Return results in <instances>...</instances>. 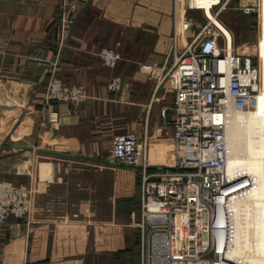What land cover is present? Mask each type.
Returning a JSON list of instances; mask_svg holds the SVG:
<instances>
[{
	"label": "crops",
	"instance_id": "crops-1",
	"mask_svg": "<svg viewBox=\"0 0 264 264\" xmlns=\"http://www.w3.org/2000/svg\"><path fill=\"white\" fill-rule=\"evenodd\" d=\"M193 1L206 9L213 0ZM60 2L0 0V179L31 194L30 214L0 227V264H93V252L102 256L97 264L108 253L116 264H136L140 173L114 163L110 143L134 133L157 168L173 151L171 115L158 114L171 104L172 90L157 89L149 107L154 82L137 71L172 62V0H85L70 9L59 42L53 26ZM193 34L176 38V56ZM101 49L119 55L113 69L100 65ZM51 76L83 86L88 99L44 107ZM114 76L129 87L125 99L106 89ZM262 117L248 124L255 120L253 144L264 152ZM263 207L255 221L256 251L264 254L260 217L257 224Z\"/></svg>",
	"mask_w": 264,
	"mask_h": 264
},
{
	"label": "built area",
	"instance_id": "built-area-1",
	"mask_svg": "<svg viewBox=\"0 0 264 264\" xmlns=\"http://www.w3.org/2000/svg\"><path fill=\"white\" fill-rule=\"evenodd\" d=\"M255 5L248 6V2ZM85 0H61L54 20L59 42L63 38L70 9ZM213 17L226 11L255 16L259 29L264 19V0H213ZM202 12L193 0H172L171 64H140L138 73L154 82L150 105L157 89L172 90V101L158 114L170 113L172 153L157 168L147 161V145L131 132L114 136L110 143L111 160L136 168L140 173L136 264H244L233 253V201L250 190V177L228 175L227 127L230 112L250 113L262 88L259 59L235 53L233 35L216 28L210 20L195 24L188 17ZM203 13V12H202ZM220 22V21H219ZM221 23V22H220ZM187 30L192 39L179 55L175 40ZM100 65L113 69L120 60L111 49L97 54ZM106 89L125 99L129 92L120 78H110ZM88 99L81 85H66L49 77L42 96L44 107L51 103L78 106ZM55 118H53V121ZM167 124V123H164ZM244 180L242 190H233ZM240 185V186H241ZM232 191V192H230ZM31 212V194L24 187L0 179V227L17 222Z\"/></svg>",
	"mask_w": 264,
	"mask_h": 264
},
{
	"label": "bare ground",
	"instance_id": "bare-ground-1",
	"mask_svg": "<svg viewBox=\"0 0 264 264\" xmlns=\"http://www.w3.org/2000/svg\"><path fill=\"white\" fill-rule=\"evenodd\" d=\"M195 4V2L193 1ZM196 7V5H195ZM201 11L209 12V15L206 19L210 20L211 23L221 30L223 33L230 36L227 29L216 20L209 8V5L206 9H198ZM258 57V54H257ZM259 59V57H258ZM260 61V59H259ZM260 64V63H259ZM261 99V90L259 97L257 98V104ZM257 106V105H256ZM263 109V108H261ZM260 109V110H261ZM257 107L250 113H236L230 112V120L227 127V141H228V164L226 171L228 175L235 174L240 177H250V173L256 174L258 171H261L259 168H255V165L258 163H264V161H257V158H262L264 152L252 144V149L249 150V157L244 153L246 147V136H247V127L248 120L250 117L257 116L261 113L256 112ZM259 111V110H258ZM243 140H241V139ZM234 160H243V162H236ZM260 160V159H259ZM246 164V165H245ZM250 173H249V170ZM244 183L242 179L241 182L236 184L234 187L238 186L233 190H242L246 185H241ZM241 185V186H240ZM250 190H248L245 195H242L240 198H237L233 201L230 206V212L234 215L233 221V242L234 249L233 253L240 256L244 261V264H264V255H259L256 251V221L255 213L256 207L258 205L264 206V199L262 198H252L255 194V188L253 184L250 185ZM232 192V191H230Z\"/></svg>",
	"mask_w": 264,
	"mask_h": 264
},
{
	"label": "rangeland",
	"instance_id": "rangeland-1",
	"mask_svg": "<svg viewBox=\"0 0 264 264\" xmlns=\"http://www.w3.org/2000/svg\"><path fill=\"white\" fill-rule=\"evenodd\" d=\"M255 4H256L255 1L248 2V6H253ZM203 13L205 14V16L203 15ZM203 13L202 12L193 13L194 14L193 20L195 21V24H204L206 22L207 20L206 18L208 17L209 12L203 11ZM218 19L228 30L232 32L233 41H234V50L236 54L253 58L254 61L258 57L260 59L259 63H260L261 71H262L261 73L262 74L261 99L258 102V104L256 102V104L254 105V109L255 107H257V110L254 113H264V21H262V24H261L262 28L259 29V20H257L255 16H244L240 12L233 11V10L222 13ZM257 54H258V57H257ZM254 121H251L248 124L249 130L247 127L248 133L246 136V147L243 150L244 153L248 157H249L248 155L249 150L252 149V146H253L252 144L255 138V135H253L252 133L253 131H251L252 130L251 128H253L252 126L254 124ZM259 159H261L262 161V159H264V155L262 156V158H257L258 161ZM234 161L245 163L243 160L241 161L234 160ZM255 168H259L261 171H258L256 174H254V173H250V170L248 169L250 173L249 174L250 178L252 180L251 183L253 184V187L255 188V191H256L255 194L252 196V198L264 199V163L256 164ZM260 182L262 185L261 188L259 186ZM261 208L262 207H260V209ZM259 217L261 219V224L259 221ZM257 219H258L257 220L258 226L259 224L262 225L264 223V210L260 211V214L257 215ZM263 237H264V234H263ZM257 253L259 255H264L262 252H259V250H257ZM99 254L98 252H93V253L88 254L89 261L95 262L96 261L95 259L101 260L102 256H99ZM76 255L77 254H75V256ZM106 255L107 257H105V259L107 260L103 261V263L100 262L98 264H116L117 263V261H114V262L112 261V259H114L113 253H108ZM94 262L93 264H97Z\"/></svg>",
	"mask_w": 264,
	"mask_h": 264
}]
</instances>
